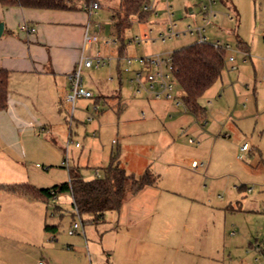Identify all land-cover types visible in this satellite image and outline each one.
<instances>
[{
  "label": "rangeland",
  "instance_id": "374dc122",
  "mask_svg": "<svg viewBox=\"0 0 264 264\" xmlns=\"http://www.w3.org/2000/svg\"><path fill=\"white\" fill-rule=\"evenodd\" d=\"M100 1L101 7L90 15V33L116 40L110 46L116 54L103 53L106 64L83 68V87L90 90L93 97L78 98L71 104L74 111L72 107L67 123L58 120L60 132L54 139L41 134V128L34 132L29 128L22 137L5 118L8 117L6 112L0 111V155L7 157V163L10 155L27 176L43 186L66 181L69 168L76 162L81 164L82 176L91 178L97 171L102 173L101 169L109 165L116 154L130 172L139 176L145 171L142 157L153 162L157 184L169 200L172 212L210 220L209 226L213 225L212 221H221L226 216L241 224L243 230L251 228L257 232L255 236L259 240L264 239V73L236 49L239 39L249 45L256 40L255 48L264 56V0L215 1L216 16L205 24L204 34L208 42L229 43L227 58L233 55L236 61L231 63L226 58L222 76L199 98L202 112H191L181 99L179 105L171 101H150L144 106L145 118L134 119L118 115L110 104L103 106V112L101 108L100 111L95 109V104L103 105L94 103L98 96L102 99L117 88L112 83L121 79L118 66L121 69L127 66L125 59L118 62L117 58L157 54L170 58L175 49L197 42L196 33H180L164 39L161 36L168 34L171 24H176V31L188 25L203 24V0H154L146 20L131 17L132 23L123 41L113 22L120 0ZM145 37L148 40L145 41ZM137 38L143 40L141 44L134 42ZM94 48L91 54L98 49ZM232 64L239 69L234 70ZM125 75H122L123 82ZM175 90L183 94L179 85ZM107 100L111 103L113 98ZM137 109L138 102L134 110ZM81 111L85 119L73 118ZM149 121L151 125L146 126ZM163 124L167 125L166 129ZM76 142L81 146H76ZM245 143L248 148L243 151L241 147ZM171 161L180 166H164ZM193 161L200 163L198 168L192 166ZM6 165L0 161V173ZM15 175L20 176V172ZM7 182H0V264H38L43 253L34 250L28 235L43 229L37 215L42 214L49 223L59 224L57 236H70L68 230L74 218L82 225L86 213L79 214L71 194L64 192L48 199L37 197L35 212L25 216L24 207L18 202L20 196L11 194L17 190L8 187H15L16 183ZM212 230L205 229L209 233H213ZM236 240L240 242L241 238ZM245 253L238 250V260L256 264L247 260Z\"/></svg>",
  "mask_w": 264,
  "mask_h": 264
},
{
  "label": "crops",
  "instance_id": "0c3cea01",
  "mask_svg": "<svg viewBox=\"0 0 264 264\" xmlns=\"http://www.w3.org/2000/svg\"><path fill=\"white\" fill-rule=\"evenodd\" d=\"M85 4L84 0H80L77 2V9L60 10L4 6L0 1V22L4 23L0 34V68L10 72L8 107L2 111L6 112L8 117L5 118L22 137L29 128L33 132L34 129L41 128V134L54 139L60 132L57 127L59 122L69 121L68 115H72L75 108L71 104L78 100H68V94L72 91L70 74L79 61L83 56L90 55V51L96 46L102 55L116 54L110 48L113 42L105 43L106 37H101L98 43L91 46L85 43V35L91 28L92 14L85 8ZM25 21L36 27V31L22 30L20 25ZM262 36L264 37V33ZM239 40L236 49L241 51L244 59H251L255 68H262L261 73H264V56L257 52L256 40L252 45ZM119 59L118 57V62ZM235 61L236 58L231 63ZM118 67L121 79L118 83H112L117 88L102 99L98 96L94 103L103 104L98 111L101 108L103 112L106 105L110 104L118 115L124 114L134 119L138 116L145 118L144 106H148L150 101H171L179 105L170 99H154L145 93L137 94L135 85L130 81L132 73H126L123 82L124 72ZM238 69L236 67L234 70ZM108 98H113V101L109 103ZM137 102L138 109L134 110ZM169 113L173 116L172 112ZM73 118L85 119L84 111ZM72 122L71 119L70 126ZM149 125L151 121L146 124ZM166 126L163 124V128L166 129ZM69 132L72 140L71 127ZM76 146L81 144L76 142ZM66 154H70L69 146L66 147ZM8 157L9 163L6 161L7 157L0 155L1 163L7 164L0 173V176L6 178H0V182L13 181L17 186L31 181L38 188L55 185L43 186L36 179L32 180L10 155ZM141 159L145 169H152L153 162L142 157ZM120 162L128 173H134L121 160ZM175 165L180 166L172 161L164 164L170 167ZM74 166L80 168L81 164L76 162ZM18 171L20 176L15 175ZM185 186L190 188V185ZM162 191L156 183L135 194L126 192L119 210H109L99 219H94L92 214H86L81 227L70 236H57L59 224L49 223L42 214L40 217L37 215L43 229H37L28 235L34 250L43 253L38 264L40 261L44 264H244V261L237 258L238 250H245L247 260L264 264V239L259 240L255 236L257 232L251 228L243 230L241 224L227 219L226 216L221 221H212L213 225L209 226L207 222L210 220L174 213ZM11 194L20 196L21 201L18 202L24 207L23 215L35 212L34 206L39 200L37 197L18 190ZM71 199L73 203L72 195ZM46 223L57 225V230H46ZM208 227L213 229V233L205 231ZM237 238H241L240 242Z\"/></svg>",
  "mask_w": 264,
  "mask_h": 264
},
{
  "label": "trees",
  "instance_id": "16d2710c",
  "mask_svg": "<svg viewBox=\"0 0 264 264\" xmlns=\"http://www.w3.org/2000/svg\"><path fill=\"white\" fill-rule=\"evenodd\" d=\"M4 6H21L35 9H77L80 0H0ZM89 3L93 0H84ZM149 0H120L118 11H114V27L121 40L131 25L132 16L139 20H146L151 9H145ZM241 43V40H239ZM225 46L216 47L211 42H195L172 52L174 74L179 86L183 90L185 107L195 114L202 112L199 98L222 76L226 66L227 51ZM123 50V47L121 51ZM8 69L0 68V111L8 107L9 102ZM100 176L84 178L80 168H69V179L49 188H38L29 183H21L15 190L30 196L51 198L60 193L70 192L73 204L79 214H92L99 219L109 210H119L124 202L128 189L138 193L144 187L155 185L158 176L147 167L136 176L127 172L122 166L118 154L113 156L109 165L101 169ZM48 231L57 230V225L45 224Z\"/></svg>",
  "mask_w": 264,
  "mask_h": 264
},
{
  "label": "built area",
  "instance_id": "2783aa9c",
  "mask_svg": "<svg viewBox=\"0 0 264 264\" xmlns=\"http://www.w3.org/2000/svg\"><path fill=\"white\" fill-rule=\"evenodd\" d=\"M154 0H149V3L145 6V9H153ZM169 1V0H166ZM215 0H203L201 5V11L203 14V24H198L197 26L188 25L187 28L182 31H176L174 28L176 24H171L169 27V32L166 35H162V39L167 36H177L180 33H191L197 34L198 39L197 42H206L207 36L204 34L205 24L210 22L211 18L216 15V11L214 10ZM101 7V2L99 0H93L89 3L86 2L85 8L89 11V13H93L96 9ZM22 30H26L28 32L36 31V27L31 26L28 22H23L20 25ZM101 36L96 34H91L89 31L85 35V43L88 46L96 44L100 41ZM145 41L148 40V37H145ZM116 40L111 39L110 37L105 38V43L109 44L111 42H115ZM141 38H137L134 40L136 44L142 43ZM216 47L225 46L230 48V44H220L214 43ZM125 59L127 66L123 68L121 71L124 73H132L130 77V81L135 85V92L137 94H148L154 99H170L175 101L177 104H180L182 100L183 102V94H179L176 92L175 87L179 85L175 74H174V65L172 63V55L170 58H165L160 54L150 55V56H140V57H131V56H123L120 59ZM105 57L102 55L101 51H96L94 54L83 56L79 61L77 67L70 74V79L72 82V91L68 94V100L75 102L77 98L86 97L91 98L93 94L90 90H87L83 87V75L82 71L84 67H100L106 64ZM230 62L235 60V56L230 55L227 58ZM133 63H137V66H130ZM237 66L232 64V68L235 69ZM95 109L98 110L99 106L95 104ZM144 114V112H143ZM184 131V129H182ZM242 150L245 151L248 148V144L245 143L242 147ZM200 163L197 161L192 162V166L194 168H198ZM97 175L100 176V172L97 171ZM81 227V223L78 221H74L70 226L68 232L69 234H75L77 230ZM264 246V243H263ZM40 264H44L43 261H40ZM261 264V263H258Z\"/></svg>",
  "mask_w": 264,
  "mask_h": 264
},
{
  "label": "water",
  "instance_id": "95a60500",
  "mask_svg": "<svg viewBox=\"0 0 264 264\" xmlns=\"http://www.w3.org/2000/svg\"><path fill=\"white\" fill-rule=\"evenodd\" d=\"M3 29H4V23L1 21L0 22V34L2 33Z\"/></svg>",
  "mask_w": 264,
  "mask_h": 264
}]
</instances>
